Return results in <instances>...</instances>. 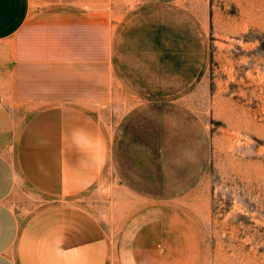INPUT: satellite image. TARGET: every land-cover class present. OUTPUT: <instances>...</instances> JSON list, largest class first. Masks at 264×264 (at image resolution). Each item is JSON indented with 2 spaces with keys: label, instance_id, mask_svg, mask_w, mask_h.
<instances>
[{
  "label": "rangeland",
  "instance_id": "374dc122",
  "mask_svg": "<svg viewBox=\"0 0 264 264\" xmlns=\"http://www.w3.org/2000/svg\"><path fill=\"white\" fill-rule=\"evenodd\" d=\"M36 1L34 12L72 7ZM79 5L98 19L114 12L107 33L99 22L122 102L115 114L102 107L107 181L146 205L162 264H264V0ZM88 195L76 200L91 208ZM22 196V216L44 203ZM91 210L105 221V209Z\"/></svg>",
  "mask_w": 264,
  "mask_h": 264
},
{
  "label": "crops",
  "instance_id": "0c3cea01",
  "mask_svg": "<svg viewBox=\"0 0 264 264\" xmlns=\"http://www.w3.org/2000/svg\"><path fill=\"white\" fill-rule=\"evenodd\" d=\"M63 1L72 7L34 12L35 0H0V264H162L146 205L107 181L113 134L102 107L115 114L122 102L99 22L107 33L114 12L36 2ZM22 195L44 203L22 216ZM115 210L125 213L116 220Z\"/></svg>",
  "mask_w": 264,
  "mask_h": 264
}]
</instances>
